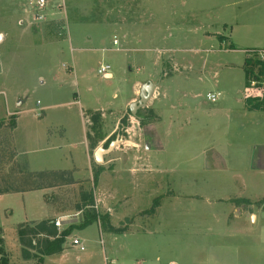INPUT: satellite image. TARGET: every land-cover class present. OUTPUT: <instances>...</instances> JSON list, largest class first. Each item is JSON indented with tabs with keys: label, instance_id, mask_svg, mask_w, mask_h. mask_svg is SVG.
I'll return each instance as SVG.
<instances>
[{
	"label": "rangeland",
	"instance_id": "1",
	"mask_svg": "<svg viewBox=\"0 0 264 264\" xmlns=\"http://www.w3.org/2000/svg\"><path fill=\"white\" fill-rule=\"evenodd\" d=\"M46 7L0 0V31L8 34L0 42V120H18L0 135L18 153L13 164L39 171L67 167L76 154L84 161L81 147L50 146L60 126L74 141L85 125L93 138L115 129L104 148L120 141L104 155L112 161L99 186L88 172L75 185L48 189L49 202L41 190L0 195L11 263L36 262L22 257L21 223L59 216L61 229L80 224L75 202L87 189L120 233L98 220L77 226L65 250L43 264H264V111L248 110L244 100L254 81L263 82L247 50L264 49V0H50ZM102 64L110 76L98 74ZM147 79L161 86L136 112L152 115L143 125L127 102ZM214 92L221 96L212 102Z\"/></svg>",
	"mask_w": 264,
	"mask_h": 264
},
{
	"label": "trees",
	"instance_id": "2",
	"mask_svg": "<svg viewBox=\"0 0 264 264\" xmlns=\"http://www.w3.org/2000/svg\"><path fill=\"white\" fill-rule=\"evenodd\" d=\"M260 67L262 70L264 69L263 65H260ZM262 72L264 73V70ZM246 74L248 75L247 71ZM247 78H249V76H247ZM260 86L258 85L256 87L257 91L247 88L248 94L246 97V108L248 110L264 111V84H261ZM135 116L143 125L152 121V115H146L142 110H139ZM92 119V129L95 131V134H97L98 131L101 130L100 114H94ZM8 126L12 129L15 128V115H12L9 119L0 120V132L3 128H8ZM88 138L92 142V149H95L98 146L99 141L104 139L103 136L100 138H93L91 132L88 133ZM111 138L112 137L108 138L106 144L111 141ZM2 140L3 138L0 135V194L42 189L45 187L64 189L65 186L75 184L72 172L67 170L25 172L21 170L19 164L18 167H15L13 163L17 162V153L15 150H11L12 152L9 153ZM98 166L99 167L93 174L94 185L97 184L102 172L103 166ZM46 200L49 202L51 196L46 195ZM240 201L242 203H250L248 199H241ZM95 202L94 192L92 190H82L79 198L75 202V208L77 209V212H82L84 214L83 220L80 224L72 221L68 227L63 229L56 226L55 218L44 219L38 222L21 223L18 227V236L22 245V257L25 260H36L33 264H43L44 259L47 256L61 254L64 251L67 237L75 227H84L97 220L101 221V227H107L108 230L113 233H120V228L114 227L110 224L109 213L100 214L96 211L95 205L97 204H95ZM4 241L5 240H3V236H1L0 232V264H12L8 256L5 254Z\"/></svg>",
	"mask_w": 264,
	"mask_h": 264
},
{
	"label": "crops",
	"instance_id": "3",
	"mask_svg": "<svg viewBox=\"0 0 264 264\" xmlns=\"http://www.w3.org/2000/svg\"><path fill=\"white\" fill-rule=\"evenodd\" d=\"M7 35L8 34H7L6 31H0V42H5L6 39H7V37H8ZM147 80H148V82H152L149 79H147ZM141 83L142 82H138V83L135 84V91H134L132 97L129 98V101L127 102L128 105L131 104L132 102H134L135 99H136L135 95H138V93L141 92V88L143 86ZM153 83L156 85L155 91H154L153 94L155 95V94H157V92L159 94V92H160L159 91V86H161L160 85L161 83H157V84L155 82H153ZM247 94L244 95L245 103H246ZM17 127H18V120H16V126H15L14 129H17ZM60 127H61V130L63 132L61 134L60 141L57 142L58 140L57 139H54L53 141H51V143H50L51 145L50 146L53 147V148H62L63 147L62 144H63V142H65V143H68L69 146H73V149H77L78 147H81L82 148V155L84 156V161H83V159L81 161V159L79 158V155L76 154V155L72 156L71 159H69V160L66 161L67 164H68L67 167L65 166V167H61V168L58 167V168H51V169H41L39 171H44V172H48V171H60V170L70 171V172H72V176H73V178L75 180V184H77L78 183L77 181L79 179L83 178V177L85 178V176H87V173L88 172L90 174V177L89 178L86 177V178L87 179H92L93 178V174H94V171H95L94 168H93V162L96 161L98 163V165L103 166L102 167L103 170H102V172H101V174L99 176L98 182L96 184V185H98L99 184V180L102 178V176L104 174H106V169L108 167V163H110L112 160L107 161L106 158H105V156H104L105 154H104L103 155V161H102L103 163L102 162H98L97 159H96V156H95V151L100 146H103L104 147V142H106L108 140V138L111 137V135L115 132V129H113V131H111L110 134L104 136V139H102L101 141H99L98 146L93 150V154H92L91 153V149H90L91 148V144H89V140H88L87 125L83 126V128H80V130H79V137L75 141L72 138H70L72 131L69 129L68 126L67 127L66 126H60ZM48 134H50L49 131H47L46 137L48 136ZM72 134H73V132H72ZM70 139L72 140L71 142L69 141ZM117 139H119V138H117ZM119 141H120V139H119ZM135 145H138V144L135 143ZM116 149H118V147ZM17 156H18V153H17ZM125 161L126 162H131V161L133 162L134 160H131V157H128L127 160H125ZM19 167L21 168V166H19ZM23 168L25 169L26 166H24ZM28 169L29 170H33L32 168H28ZM28 169H26L25 172H34L35 171V170H33V171H27ZM21 170H23V169L21 168ZM69 186H72V185L65 186V188H67ZM50 188H54V187H47V188L45 187V188H42V189H35V190L45 191L44 194L46 196L47 195L46 194L47 193V190L50 189ZM82 190L83 189H81V191ZM85 190H87V189H85ZM28 191H33V190L16 191V192L4 193V194H11V193H17V192H22L23 193V192H28ZM81 191H80V193H81ZM4 194H0V195H4ZM109 211H111V208L109 209ZM51 218L58 219L59 216L49 217V218H46V219H51ZM26 222H38V221L33 220V221H26ZM65 248H66V246H65ZM172 264H176V263L172 262Z\"/></svg>",
	"mask_w": 264,
	"mask_h": 264
},
{
	"label": "built area",
	"instance_id": "4",
	"mask_svg": "<svg viewBox=\"0 0 264 264\" xmlns=\"http://www.w3.org/2000/svg\"><path fill=\"white\" fill-rule=\"evenodd\" d=\"M35 5L37 6L38 9L40 10H44L46 9L50 3V0H34ZM46 18V16L44 14H38L36 16L37 20H44ZM114 44L118 45L119 41L117 38L114 39ZM250 58H253V60L257 61L258 64L263 65L264 66V49L260 48V49H248L247 50V59L249 60ZM111 70V66L109 64H102L99 69H98V74L99 75H104V76H110ZM254 81V80H253ZM261 84H264V77H263V82ZM260 85V84H256L255 81L253 82V85H251V89L253 91H257L256 87ZM221 96L220 93H208L207 94V98L212 101L215 102L219 97ZM56 226H58L59 228L61 227L62 222L59 219H56L55 221ZM72 245L76 246L80 249V251H84L85 250V245L84 242H82L79 238H75L72 241Z\"/></svg>",
	"mask_w": 264,
	"mask_h": 264
},
{
	"label": "water",
	"instance_id": "5",
	"mask_svg": "<svg viewBox=\"0 0 264 264\" xmlns=\"http://www.w3.org/2000/svg\"><path fill=\"white\" fill-rule=\"evenodd\" d=\"M155 87L156 85L153 82H147L143 84L140 92V98L130 104V110L134 116L136 115V112L139 108H144L146 106L147 101H149L155 91ZM117 142H119V139L112 141L107 148H104L103 146L98 147L95 151L97 161L102 162L103 155L112 151L116 146Z\"/></svg>",
	"mask_w": 264,
	"mask_h": 264
}]
</instances>
